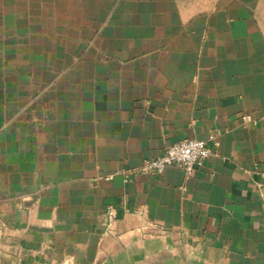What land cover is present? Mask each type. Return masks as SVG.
<instances>
[{
	"label": "crops",
	"instance_id": "crops-1",
	"mask_svg": "<svg viewBox=\"0 0 264 264\" xmlns=\"http://www.w3.org/2000/svg\"><path fill=\"white\" fill-rule=\"evenodd\" d=\"M0 264H264V0H0Z\"/></svg>",
	"mask_w": 264,
	"mask_h": 264
},
{
	"label": "built area",
	"instance_id": "built-area-1",
	"mask_svg": "<svg viewBox=\"0 0 264 264\" xmlns=\"http://www.w3.org/2000/svg\"><path fill=\"white\" fill-rule=\"evenodd\" d=\"M244 120H251L250 116H244ZM223 132L214 130L209 134L207 140L186 139L168 146L164 153L145 163V165L136 172L143 174H152L161 176L166 169L171 166H178L184 172L191 176L196 171L205 168L207 162L217 154L221 142L220 138ZM129 173V172H126ZM137 214L143 216L144 212L138 210ZM117 223V208L114 205H108L104 213V228L106 233H112Z\"/></svg>",
	"mask_w": 264,
	"mask_h": 264
}]
</instances>
